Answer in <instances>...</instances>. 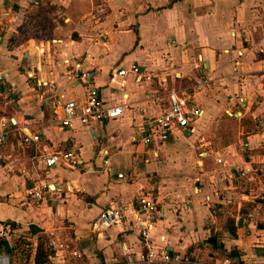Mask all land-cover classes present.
Segmentation results:
<instances>
[{"label":"crops","instance_id":"0c3cea01","mask_svg":"<svg viewBox=\"0 0 264 264\" xmlns=\"http://www.w3.org/2000/svg\"><path fill=\"white\" fill-rule=\"evenodd\" d=\"M84 74L107 106L126 107L94 133L63 129L55 114L85 101ZM170 90L202 117L194 134L148 148L138 130L168 108ZM0 117L41 138L14 157L17 140L0 145V231L15 226L0 236L9 264H35L49 233L80 251L74 264H124L145 250L134 213L147 192L160 209L154 248L264 264V176L241 175L264 164V0H0ZM65 150L82 165L47 169L41 157ZM34 185L46 200L26 196ZM109 207L126 209L124 223L92 230ZM50 252L48 261L68 260Z\"/></svg>","mask_w":264,"mask_h":264},{"label":"built area","instance_id":"2783aa9c","mask_svg":"<svg viewBox=\"0 0 264 264\" xmlns=\"http://www.w3.org/2000/svg\"><path fill=\"white\" fill-rule=\"evenodd\" d=\"M132 75L143 78L139 67H133ZM119 76L126 77L127 74L121 72ZM145 79L149 82L153 80L150 76H146ZM81 80L84 83L83 85L87 93L85 101L83 103L69 101L64 103V105H60L55 110L56 117H61L59 121L63 129H72L73 123L77 122L81 128L94 133L99 125L117 121L124 116L126 107L107 106L102 99V94L99 89L93 87L89 74L82 75ZM162 85L160 84V86ZM168 92V108L163 110L158 118L145 123L142 129L138 130L140 136L136 140L141 139L145 144H161L167 142L174 131L190 134L195 133L197 122L202 117L201 109L192 100L181 95L179 92L175 90ZM5 105H11V99L9 97L5 98ZM14 139L18 141L19 147L24 149L41 142L39 135H27L24 129L13 125L11 120L0 117V145H10ZM107 153L105 151L101 153L103 155V163L106 166V172L114 175L115 171L107 161ZM41 160L47 169L67 167L75 170L82 165L79 163L74 151L70 150L59 151L41 157ZM222 161V158L219 156L217 162L222 163ZM241 175L245 178L248 177L250 180L262 177L264 176V164L245 167ZM118 178L124 179V175L118 174ZM25 193L32 201L42 202L46 200L47 194H45L41 187L31 186ZM158 206V200L153 193L147 192L140 197L139 208L134 213V218L139 222L138 232L144 241L145 250L141 255L137 256L127 254L124 264H237L227 259L219 262H206L191 254L171 253L164 248H154L150 242V236L155 224L160 219V209ZM186 206H188V203L184 204L183 208ZM126 218V209L109 207L94 221L92 230L100 233L101 231H107L113 226L124 223ZM14 231L15 226L11 223H3L0 236L5 240H9ZM48 244L53 251L64 253L68 257V260L63 262L49 260L46 264H74L72 260L82 258V254L70 240L67 239V241H64L57 234L49 233ZM0 264H9L5 255L0 256Z\"/></svg>","mask_w":264,"mask_h":264},{"label":"trees","instance_id":"16d2710c","mask_svg":"<svg viewBox=\"0 0 264 264\" xmlns=\"http://www.w3.org/2000/svg\"><path fill=\"white\" fill-rule=\"evenodd\" d=\"M16 140V139H14ZM7 242L5 240H1L0 239V253L2 251V249L6 250L7 247ZM51 248H44L43 245L39 246V251H38V255L36 257V263L35 264H46L49 261L47 260L48 257L51 255Z\"/></svg>","mask_w":264,"mask_h":264},{"label":"rangeland","instance_id":"374dc122","mask_svg":"<svg viewBox=\"0 0 264 264\" xmlns=\"http://www.w3.org/2000/svg\"><path fill=\"white\" fill-rule=\"evenodd\" d=\"M144 145H146V144H144ZM154 145L156 146V143H155V144H152V145L147 144L146 146H147L148 148H151V147H154ZM181 146H182V149H184L185 151L189 149V145H185L184 143H181ZM23 150H24V148H21V147H19V146H18V148H15V151L12 153L13 157H14V156H17V153H18V152H22ZM13 159H14V158H12L11 160H13Z\"/></svg>","mask_w":264,"mask_h":264},{"label":"water","instance_id":"95a60500","mask_svg":"<svg viewBox=\"0 0 264 264\" xmlns=\"http://www.w3.org/2000/svg\"><path fill=\"white\" fill-rule=\"evenodd\" d=\"M81 78V77H80ZM13 125H15L14 123H13ZM242 221L243 220H241V222L238 224V227H241V223H242Z\"/></svg>","mask_w":264,"mask_h":264}]
</instances>
